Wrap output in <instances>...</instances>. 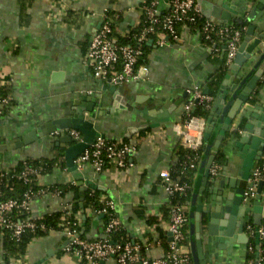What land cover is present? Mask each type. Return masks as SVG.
Instances as JSON below:
<instances>
[{"label": "crops", "instance_id": "obj_1", "mask_svg": "<svg viewBox=\"0 0 264 264\" xmlns=\"http://www.w3.org/2000/svg\"><path fill=\"white\" fill-rule=\"evenodd\" d=\"M149 1L0 0V85L9 88L12 101L7 114H0V144L16 145L18 138L61 117L74 102H82L84 97H94L97 103L110 105L111 97L97 84V79L93 78L85 64L89 42L101 23V14L105 9L119 15L114 33L115 36H123L140 24L141 8ZM223 2L236 8L241 18L249 14L251 0ZM158 9L164 13L166 7L160 4ZM263 20L264 15L252 24L259 26ZM258 33L264 35V32ZM178 34V41L161 47L148 43L149 50L143 62L148 69L147 75L140 80L117 86L119 95L127 103L146 108L153 113L152 116L164 104H168L166 112L175 115L154 129H144L149 122L125 110H117L94 120V128L99 136L111 140L126 138L136 145V153L127 161L131 166L122 169L107 166L103 171L96 172L88 163L78 165L80 182L90 183L83 185L85 191L81 190L79 179L75 180L67 167H55L50 173L40 175L37 181L43 187L73 185L78 188L79 194L94 190L100 197L108 198L126 237L140 244L144 249L143 255L153 259L164 255V246L170 239L168 217H163V208L169 197L161 186L159 173L170 170L177 162V147L181 146L178 127L183 115L182 107L189 99L186 90L201 87L217 72L225 53L224 45L210 47L195 28L179 27ZM263 107L264 89L260 91L259 101L255 105L249 102L243 104L230 131L237 128L241 116H244V120L251 118L252 114L258 116ZM252 120L256 122V119ZM218 122L208 142H203V152L195 171L186 175L191 189L189 199L184 204L189 218L186 242L190 253L192 248L189 234L191 230L194 233L196 205L192 195L196 194L197 203L198 199H209L210 191H218L219 182L223 178L227 181L230 171L237 170L242 163V152L235 146L238 134L228 132L230 135L219 146L221 148L223 145L226 170L205 180L206 160L203 154L207 149L215 156L219 149L214 147L220 128ZM132 128L138 131L130 138L126 137ZM201 128L200 120L191 122L189 132L192 139ZM58 138L59 135H48L31 144L1 152L0 170L10 169L27 158L55 159L62 156L63 151L55 145ZM245 185L244 182V188ZM73 197L71 191L62 197H35L29 204V213L38 218L61 211L65 206L70 208ZM76 215L83 229L87 219L85 239L96 240L104 236V222L100 216H92L87 209L84 215L81 212ZM148 218H154L155 221L148 224ZM245 220L246 224L252 223V214L247 213ZM201 239L206 264H245L247 243L234 244L231 255L227 256L226 250L215 249L213 237H207L205 231ZM192 240L195 242V237ZM66 244L63 232L50 230L46 235L29 242L21 257L23 259L13 258L8 264H115L111 259L87 263L72 254L64 253ZM0 264H4L2 253Z\"/></svg>", "mask_w": 264, "mask_h": 264}, {"label": "built area", "instance_id": "obj_2", "mask_svg": "<svg viewBox=\"0 0 264 264\" xmlns=\"http://www.w3.org/2000/svg\"><path fill=\"white\" fill-rule=\"evenodd\" d=\"M163 4L166 7L164 13H160L158 6ZM143 21L139 30L133 35L134 43L127 45L117 44V37L111 28L110 20L107 16L108 9L101 14L100 27L94 32L89 42L86 54L85 64L90 70L93 78L97 80L109 81L111 84L119 86L129 81H137L147 75V66L139 63L143 55L144 44L151 43L157 47L164 46L170 42H176L179 39L178 28H189L199 21L200 27L195 28L200 33L202 39H218L224 45L225 65L228 67L235 58L238 47L241 43L242 31L237 30L232 24L216 25L205 19L201 12L196 8L194 0H150L142 6ZM157 34L155 41L152 36ZM189 95L188 101L183 105V114L186 115L184 122H179V135L181 147L190 150L195 154L186 157L188 168L194 170L199 163L200 155L198 150L203 147V133L206 122L197 117H191L190 112L194 102L204 104L205 108L210 110L213 98L204 94L200 87H194L186 90ZM11 98H0V114L2 108ZM193 120H200L201 130L195 138L190 135V126ZM70 136L77 142L82 140V135L75 131H69ZM137 147L131 142L122 140H111L98 136L88 149L84 150L81 156L76 160L77 165L88 163L94 171L101 172L105 166H113L116 169H122L131 166L127 162L128 157L135 154ZM222 168L220 165L212 162L209 169V176L215 177L220 174ZM36 175L37 170L27 163H23V168L19 173L14 174L12 169L0 170V186L12 178L18 180H28V177ZM161 186L168 197L183 195L188 189L185 182H180L171 175L170 170H163L159 173ZM259 182H262L260 198L264 202V166H254L251 175L246 181L243 192V200L252 202L257 195ZM61 197L60 192L53 187L39 188L38 191H27L21 200L3 199L0 194V237L6 231L9 239H19L25 230H34L37 225V218L29 213V204L35 197ZM104 206L97 210L101 215H107L104 223V236L96 240H87L79 237L75 229L65 227L63 232L67 240L64 251L72 254L87 263L98 261L113 260L115 264H193L190 258V252L186 242V226L189 218L183 205L174 203L168 212V232L170 240L167 243V249L161 258H147L140 254L143 247L140 244H131L129 241L120 243H111L110 234L119 229L120 223L114 212L112 202L105 197L100 198ZM69 206H65L62 212L69 211ZM21 213H27L26 218L17 217ZM44 230L43 227H41ZM245 233L249 238L264 241V213L259 226L246 224ZM257 250V256L254 260H248L245 264H264L258 257L259 246L249 245L247 250ZM1 253V251H0ZM23 258H18L21 260Z\"/></svg>", "mask_w": 264, "mask_h": 264}, {"label": "water", "instance_id": "obj_3", "mask_svg": "<svg viewBox=\"0 0 264 264\" xmlns=\"http://www.w3.org/2000/svg\"><path fill=\"white\" fill-rule=\"evenodd\" d=\"M195 3L203 17L216 25L249 23L245 28L235 58L227 67L220 83L203 133V142L207 143L216 121L219 120L217 124H220V128L214 147L219 148L226 134L231 132L238 134L235 146L242 152V163L239 168L230 171L227 181L223 178L219 182L218 191L214 193L210 191L211 197L209 199H202V193H200L201 199H198L197 203L196 194L192 195V201L196 202L193 225L195 242L191 244V251L194 253L193 264H206L202 250V232L205 231L207 237H213L215 249L226 250V255L230 256L234 244L243 245L248 242V237L244 231L246 214H252L254 226H259L262 220L264 202L259 194L263 185L262 182H259L257 195L252 202L243 200V183H246L254 168V163L261 158L264 152V107L260 115L252 114L251 118L246 120H244V116H241L237 128L230 131V127L238 117L243 104L247 103L255 92L264 89V35L256 34L257 32H264V20L259 26L252 24L263 17L264 0H259V5L242 18L235 10L236 8L227 5L223 0H195ZM257 8L258 11H256ZM99 27L100 24L97 29ZM97 84L111 97L110 105L97 103L94 97H84L81 99L82 102L77 100L61 117L18 138L16 145L13 143L0 144V153L31 144L33 141L48 135H59L55 145L63 151L68 172L73 175L75 180L79 179L78 185L81 190L85 191L86 187L83 185H90V183L80 182L76 160L99 136L94 128L95 119L112 114L117 110H125L147 120L149 124L144 129H154L159 127L161 123L168 122L175 115L170 112L167 113L168 104H164L152 116L153 113L148 112L146 108H139L135 104L127 103L119 95L117 86L108 80H97ZM138 101L139 99L136 98V102ZM253 118L256 119V122L252 120ZM1 121L0 119V124ZM70 130L79 132L82 135V140L77 142L73 139L69 134ZM137 131L138 129H130L126 137L130 138ZM203 155L206 160L204 178L207 180L209 169L214 162V156L207 149ZM225 170L226 165L222 168V172Z\"/></svg>", "mask_w": 264, "mask_h": 264}, {"label": "trees", "instance_id": "obj_4", "mask_svg": "<svg viewBox=\"0 0 264 264\" xmlns=\"http://www.w3.org/2000/svg\"><path fill=\"white\" fill-rule=\"evenodd\" d=\"M258 1L259 0H251L250 10L255 9L259 5ZM146 3H148V2H146ZM107 16H108V19L110 20L111 28L113 29V32H114L116 30V23L118 22L120 17H119V15H116L114 12H112L110 10L107 11ZM141 18H142V20L138 26L131 28L123 36H116L117 37V44L127 45V44H133L134 43L133 35L141 27V24L143 21V15L141 16ZM201 22L202 21H199L198 24L192 26L191 28L200 27ZM232 25L235 29L242 31V38H243L245 28L249 25V23L244 22L242 25H238V24L234 23ZM156 37H157V34H154L152 36L153 41H155ZM242 38H241V40H242ZM203 41L206 44H208L210 47L211 46L212 47L213 46L218 47V46L223 45V43L218 39H213V38L211 40L203 39ZM142 50H143V55L139 59V63L144 62L146 52H147V50H149L148 44H144ZM226 69H227V67L225 65V57H224L222 59L221 68L217 72H215L212 76H210L207 79V81L200 87L201 91L204 94L211 96L214 99L215 96L217 95L220 83H221V81L225 75ZM263 78H264V75H263ZM9 95H10L9 94V88L3 87L0 85V98H7ZM259 95H260V90L255 92L253 97H251L248 102L252 105H255L259 101ZM11 104H12V101L10 100L2 108V110H1L2 116H5L7 114V110L11 106ZM209 111L210 110L205 108L204 104L194 102L193 106H192V110L190 112V116L203 119L206 122V120L209 116ZM184 120H186L185 114H183L181 116L180 122H184ZM140 134H143V132H141ZM229 135L230 134L227 133L226 137H228ZM122 141L123 142H129L130 140L124 138ZM222 147H223V145L221 146V148H219L217 150V153L214 156V162L223 167L226 163V157H225V154L223 153ZM177 148H178L177 152H176L177 162L170 168V172H171V175L173 177L177 178L180 182H185L188 185V189L186 190V192L183 195H175L174 197L169 198L168 203L163 208V217L164 218H166V216L168 217L169 209L174 203H178V204L184 206V204L188 201L191 189H190V181L186 178V175L187 174L190 175L195 171V169L191 170L188 168V161L186 158L189 156L190 157L193 156L195 153L190 151V150H185L181 146H179ZM202 152H203V149L201 148L200 150H198L197 154H199L201 156ZM62 157H63V155L59 156L58 158H55V159L27 158V159H24L23 161L18 162L14 167L11 168L12 172L14 174L19 173L22 170L23 163L25 162L37 170L38 176L32 175V176L28 177L27 181L23 180V179L18 180L16 178H12V179L8 180L6 182V184L3 182V184L0 186V194H1L2 198L4 200L5 199L21 200L23 198V195L27 191H31L34 193L36 191H38L39 188H41V186L38 185V182H37L38 177L40 175L50 173L52 171V169L55 167L65 169L66 164H65V161ZM129 157H128V159H129ZM254 166H264V156L261 157L255 163ZM106 167L107 166H105V168ZM53 188L60 192L61 197L69 191L73 192L74 197H73V200L71 201V206H70L69 211H66V212L58 211V212H54L51 214H45L41 217H38L35 221V224L37 225L36 229L25 230L21 234L20 238L17 240H15V239L10 240L9 239L10 236L8 235V232L5 231L3 233V235L0 237V251L2 253V262L4 264H8L10 259L21 258L25 254L26 248H27L29 242L33 238L42 237V236L46 235L50 230L60 231L67 226L72 227L73 224H75V229L78 232L79 237L84 239L87 219H86L84 229H83L82 226L79 225V219L77 218L76 214L81 212L82 215H84L86 209L91 212L92 216H103L102 221L104 223L107 220V215H105V214L101 215V214L97 213V210L101 209L104 206L103 202H101V200H100V198H101L100 194L97 191L88 190V192H86L84 194H79L78 188H76L73 185H57V186H53ZM26 217H27V213H21L17 218L20 219V218H26ZM147 220H148L147 221L148 224L155 221L154 218H150V219L148 218ZM249 224H251V222H249ZM41 227H43L44 230H42ZM189 235H190V241H191L190 243L192 244L194 242V240H192V237H194V233L192 230L190 231ZM186 237L188 240V234L186 235ZM123 240L129 241L132 245L138 244V243H135V242H132L131 240H129V238L126 237L124 232L121 230V227H119V229L117 231L112 232L110 234V242L111 243H120ZM249 245H254V246L258 245L259 246L260 252L258 253V257L261 258L264 262V241H258L257 239L249 238L248 242H247V248ZM164 248H165V250L167 249V243L165 244ZM64 253H66V252L64 251ZM139 253L143 255L144 249H141ZM193 254L194 253H192V251H191L190 258H191L192 262H193ZM256 256H257V250L256 249H253L252 252L247 250L245 261L247 262L248 260H254V259H256Z\"/></svg>", "mask_w": 264, "mask_h": 264}]
</instances>
